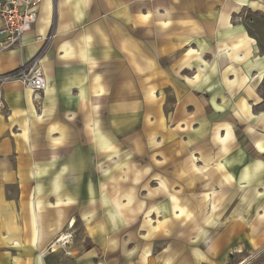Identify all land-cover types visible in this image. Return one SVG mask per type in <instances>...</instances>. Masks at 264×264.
<instances>
[{
    "label": "crops",
    "instance_id": "obj_1",
    "mask_svg": "<svg viewBox=\"0 0 264 264\" xmlns=\"http://www.w3.org/2000/svg\"><path fill=\"white\" fill-rule=\"evenodd\" d=\"M49 35L42 93L0 82V264H229L264 246V0H39L0 75ZM126 153L140 205L98 223L99 167ZM82 207L90 250L71 241ZM134 215L129 260L111 235Z\"/></svg>",
    "mask_w": 264,
    "mask_h": 264
},
{
    "label": "rangeland",
    "instance_id": "obj_2",
    "mask_svg": "<svg viewBox=\"0 0 264 264\" xmlns=\"http://www.w3.org/2000/svg\"><path fill=\"white\" fill-rule=\"evenodd\" d=\"M99 169L102 173H106L111 169L106 175H113V180L111 179V176L100 178L99 175L101 172L98 170V190L102 188L107 191V194L106 192L105 194H102L104 197H100L98 195L96 203H94V205L97 207V216L95 217L97 222L100 223L102 218L106 215L100 214V210L103 207L107 208L108 216H110L113 211L115 212V210H118L121 211V214L126 217L127 211H124V207H129L132 209L140 205V156H133L129 153H126L122 156L118 155L112 158L108 164H101ZM161 184L164 185L163 182ZM83 205L84 204L81 206ZM83 211L84 207H82L81 212L75 216V227L73 234H71V241L76 246V248L80 245H84V247L90 246V249H92L93 247L90 245V242H83L86 241L85 232L88 231V227L86 226L83 219L85 216ZM113 214V219L111 217L110 218L115 223L119 219L116 217L115 213ZM138 217L139 215H134V218L132 219L133 225L131 228H128L127 230L114 229V235H111L113 240H115V242L112 243L114 246H120L122 243L124 251L130 252V255L128 256L129 260H134L136 258H134V256L138 252L137 249L140 248V219ZM163 231L164 230L162 228H159L158 230V232L161 233ZM66 243H68V240ZM166 243L167 241L161 240L157 243L155 249H161ZM132 251H134L133 254H131ZM104 257V255H100L94 261H90L87 264H104ZM113 257L112 264H123L120 255L117 256V254H115ZM229 264H264V246L251 251H248L247 249L242 250L239 256L235 260H232Z\"/></svg>",
    "mask_w": 264,
    "mask_h": 264
},
{
    "label": "built area",
    "instance_id": "obj_3",
    "mask_svg": "<svg viewBox=\"0 0 264 264\" xmlns=\"http://www.w3.org/2000/svg\"><path fill=\"white\" fill-rule=\"evenodd\" d=\"M39 0H0V53L24 49L23 39L30 34L38 21ZM53 35L38 36L36 41L42 44L39 55L12 73L0 75V82L16 81L35 95L46 88V77L41 67V56L52 42Z\"/></svg>",
    "mask_w": 264,
    "mask_h": 264
},
{
    "label": "trees",
    "instance_id": "obj_4",
    "mask_svg": "<svg viewBox=\"0 0 264 264\" xmlns=\"http://www.w3.org/2000/svg\"><path fill=\"white\" fill-rule=\"evenodd\" d=\"M90 248H91L90 246L89 247L88 246L86 247L87 250H90Z\"/></svg>",
    "mask_w": 264,
    "mask_h": 264
}]
</instances>
